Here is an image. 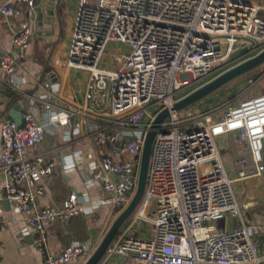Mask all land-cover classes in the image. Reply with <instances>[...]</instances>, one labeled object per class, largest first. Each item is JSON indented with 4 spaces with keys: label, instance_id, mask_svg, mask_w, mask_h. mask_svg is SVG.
<instances>
[{
    "label": "built area",
    "instance_id": "built-area-1",
    "mask_svg": "<svg viewBox=\"0 0 264 264\" xmlns=\"http://www.w3.org/2000/svg\"><path fill=\"white\" fill-rule=\"evenodd\" d=\"M16 3L31 12L35 7V0H5L0 20L16 17ZM34 22L19 23L16 51L29 48ZM114 45L126 51L108 58ZM263 50L264 0H79L67 66L87 73L85 104L72 113L77 129L83 126L101 151L91 180L104 195L93 209L107 206L117 217L129 204L146 133L161 111L170 110L153 144L144 197L100 264L264 262L257 242L264 226L244 221L245 206L234 190L237 181L263 179L264 95L239 101L241 92L221 103L208 98L196 104L200 108L173 110L182 97ZM17 65L14 51H3L0 68L9 81ZM26 96L21 126L8 116L0 120V169L6 175L0 191L25 215V232L33 231L45 264H85L97 245L49 248L47 227L87 210L76 192L56 210L40 207L43 181L55 164L42 154L29 157L46 128L34 108L37 99ZM40 101L50 112L47 97ZM226 137L239 148L230 165L234 176L218 146ZM228 218L237 223L220 228L218 222Z\"/></svg>",
    "mask_w": 264,
    "mask_h": 264
},
{
    "label": "crops",
    "instance_id": "crops-1",
    "mask_svg": "<svg viewBox=\"0 0 264 264\" xmlns=\"http://www.w3.org/2000/svg\"><path fill=\"white\" fill-rule=\"evenodd\" d=\"M4 1L0 0V5ZM47 1L39 0L40 4ZM15 10L16 17L0 20V59L3 51L12 50L18 63L15 76L10 81L0 68V120L4 116L10 117L15 104L22 109L27 107L26 95L37 99L34 108L39 122L46 128V134L42 143L30 151L29 157L42 154L55 164L51 176L43 181L45 193L38 203L40 207L56 210L71 193L76 192L81 199L80 206L87 210L70 220L58 219L50 224L47 227L49 248L59 252L74 244L91 243L98 246L116 214L103 205L93 209L104 195L102 187L91 180L101 151L92 138H87L83 126L81 131L77 129V117L72 113L85 104L86 78L80 77L79 73L77 75L78 70L67 66L79 0H58L53 17L46 15L42 25L35 21L30 46L23 52L15 49V33L19 23L27 18L34 20L35 13L23 3H16ZM8 83H13L15 88ZM46 97L52 107L50 112L40 101ZM224 139L229 141L230 146L234 145L230 159L227 161L222 157L230 167L229 173L234 176L235 170L230 165L231 158L238 155V144L232 137ZM5 181L6 175L0 169V182ZM234 190L245 206L244 221L264 226V175L263 179H250L247 183L237 181ZM236 223L237 220L231 218L225 220L226 228ZM26 226L25 215L14 211L13 204L0 191V264H45L43 255L35 246L34 233L25 232ZM257 242L259 254L264 257V234Z\"/></svg>",
    "mask_w": 264,
    "mask_h": 264
},
{
    "label": "water",
    "instance_id": "water-1",
    "mask_svg": "<svg viewBox=\"0 0 264 264\" xmlns=\"http://www.w3.org/2000/svg\"><path fill=\"white\" fill-rule=\"evenodd\" d=\"M57 2L58 0H48L46 4L41 3V5L39 0H35V7L32 11L33 13H35L34 21H37L38 24L42 25L44 17L46 15L53 17ZM244 54H246V52L236 53L232 56V60L236 61L240 59ZM263 64L264 50L261 51L258 55L238 63L234 67L222 72L201 87H198L197 89L191 91L174 104L173 110L176 112H181L196 105L197 103L208 98L220 89L224 88L234 80H237L242 76L258 69ZM24 112L25 111L20 107L19 104H15L12 107L9 115L19 126H21L23 121L22 115L24 114ZM169 115L170 110L164 109L153 120L150 129L146 133L143 151L139 159L140 166L136 191L129 204L115 218L109 230L104 235L94 253L85 264H100L102 262L108 249L117 238L119 232L126 224V222L129 221V219L133 216L139 204L141 203L147 186L153 144L162 123L169 117Z\"/></svg>",
    "mask_w": 264,
    "mask_h": 264
},
{
    "label": "rangeland",
    "instance_id": "rangeland-1",
    "mask_svg": "<svg viewBox=\"0 0 264 264\" xmlns=\"http://www.w3.org/2000/svg\"><path fill=\"white\" fill-rule=\"evenodd\" d=\"M126 48L122 45H120V48L118 45L111 46L108 51V58L114 56L115 54H120L122 52H125ZM74 71V70H73ZM77 75L79 73L80 77H83L84 79H87V73L76 71ZM80 82H82V79H80ZM244 90V91H243ZM241 92L244 93L243 97H240L239 101L243 100L246 97L250 96H256V95H264V64L259 67L258 69L242 76L241 78L234 80L233 82L226 85L224 88L220 89L216 93L212 94L208 98H212V102L216 101L221 103L222 101H225L227 99H231L232 97H236ZM206 98V99H208ZM238 100V99H237ZM205 106V104H204ZM200 108L198 105L193 106L190 110H194ZM187 110V109H185ZM184 110V111H185ZM231 140V144H232ZM229 141L227 139L219 140L218 146L221 152V155L224 159H227V161L231 157V149L233 148L234 151V145L228 143ZM233 158H231V161ZM218 226L220 228H226L225 220H220L218 222ZM128 227V223L123 226L121 231L123 232ZM124 229V230H123ZM120 231V232H121ZM121 232V233H122ZM263 264V263H261Z\"/></svg>",
    "mask_w": 264,
    "mask_h": 264
},
{
    "label": "trees",
    "instance_id": "trees-1",
    "mask_svg": "<svg viewBox=\"0 0 264 264\" xmlns=\"http://www.w3.org/2000/svg\"><path fill=\"white\" fill-rule=\"evenodd\" d=\"M123 230H124V229H123ZM121 232H122V231H121ZM121 232H119V234H118V235H120V233H121Z\"/></svg>",
    "mask_w": 264,
    "mask_h": 264
}]
</instances>
